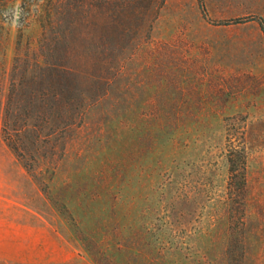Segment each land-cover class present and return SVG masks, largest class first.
Instances as JSON below:
<instances>
[{
    "label": "rangeland",
    "instance_id": "1",
    "mask_svg": "<svg viewBox=\"0 0 264 264\" xmlns=\"http://www.w3.org/2000/svg\"><path fill=\"white\" fill-rule=\"evenodd\" d=\"M6 1L8 73L19 29L39 37L44 0H28L26 14L22 0ZM52 1L79 20L91 4L102 34L127 0ZM145 6L135 1L125 31L137 49L126 42L119 77L53 164L50 198L0 134V219L32 228L31 264H96L91 253L105 264H264V0H164L138 30ZM230 141L246 156L244 223L231 241Z\"/></svg>",
    "mask_w": 264,
    "mask_h": 264
},
{
    "label": "trees",
    "instance_id": "2",
    "mask_svg": "<svg viewBox=\"0 0 264 264\" xmlns=\"http://www.w3.org/2000/svg\"><path fill=\"white\" fill-rule=\"evenodd\" d=\"M135 1L147 4L139 12L138 30L145 29L156 18L164 3V0H127L120 9L121 16H117L120 18L110 17L102 23V28L110 33L96 34L91 31L94 28L91 4L84 5V17L79 20L73 5L44 0L35 7L39 37L34 43L25 41L23 28L19 29L15 54L6 73L7 31L2 9L7 1L0 0V134L47 198L53 164L62 158L67 143L83 125L86 112L107 97L110 85L119 77L126 42L130 41L132 50L137 49L136 35L125 34L132 25ZM31 6L28 0H22L20 13L26 14ZM257 23L264 31V20L258 18ZM19 25L23 27L22 20ZM228 148L225 209L231 241L244 223L246 156L244 148L232 141ZM91 255L96 264H105L97 255ZM0 264L31 263L2 260Z\"/></svg>",
    "mask_w": 264,
    "mask_h": 264
},
{
    "label": "crops",
    "instance_id": "3",
    "mask_svg": "<svg viewBox=\"0 0 264 264\" xmlns=\"http://www.w3.org/2000/svg\"><path fill=\"white\" fill-rule=\"evenodd\" d=\"M16 232H21V234L16 235ZM34 232L38 236L40 235L54 249L59 248V245L47 229L38 228ZM31 233L32 228L26 224H16L0 219V260L9 259L22 263L39 262L31 256L36 251L35 247H37L32 245Z\"/></svg>",
    "mask_w": 264,
    "mask_h": 264
}]
</instances>
